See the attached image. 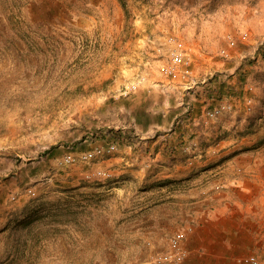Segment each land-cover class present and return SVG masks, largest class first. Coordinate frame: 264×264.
Masks as SVG:
<instances>
[{"label": "rangeland", "instance_id": "obj_1", "mask_svg": "<svg viewBox=\"0 0 264 264\" xmlns=\"http://www.w3.org/2000/svg\"><path fill=\"white\" fill-rule=\"evenodd\" d=\"M175 48L190 73L166 77ZM199 105L181 139L221 142L196 152L216 161L198 184L220 190L223 169L264 157V0H0V264H155L178 231L123 241L118 259L112 221L142 231L140 207L161 198L141 144L170 139L171 155Z\"/></svg>", "mask_w": 264, "mask_h": 264}, {"label": "crops", "instance_id": "obj_2", "mask_svg": "<svg viewBox=\"0 0 264 264\" xmlns=\"http://www.w3.org/2000/svg\"><path fill=\"white\" fill-rule=\"evenodd\" d=\"M195 100L203 102L206 99L202 97ZM199 107H205V105L194 108L188 106L191 111L182 116L181 120L183 119L184 122L181 125L177 123L180 130L176 131H179V134L174 131L177 137L183 133L184 126L189 127L185 123L186 116L188 120L192 119L196 124L199 117L204 115V111L194 112L195 108L199 110ZM198 132L200 137L201 130H195V133ZM170 134L164 132V135H169V138ZM198 136L195 135L190 146H188V140L183 141L181 136L180 141L173 143L174 152L171 155L162 153V151L165 153L172 145L170 139L161 142L162 146L160 145L155 155L153 154L154 143L141 144L149 148L147 152L142 151L140 155L142 162L148 166L159 162L158 173L153 174L148 171L142 176L144 180L159 181L160 186L154 192L158 193L161 199L158 200V204H151L148 201L147 205L140 207L141 210L145 208L143 212L148 213H143L141 226L138 227L142 231L132 230V222L128 219L122 222L112 221L115 235L111 237L110 242H114L117 246L113 247L110 253L115 254L116 258L120 259L129 252V247L119 248L123 241L129 242L128 239H130L134 241L133 243H138L139 236L147 235L146 237L153 239L166 232L172 235L179 230L185 233L183 246L187 251L181 264H238V262L248 264L245 258L250 254L264 256V157L241 156L244 161L240 163H243L244 171L238 173L236 177L225 173L223 169L222 177L225 182L222 183L220 190L213 189L214 185H210L208 181L206 186L199 185L198 181L202 178L207 180L208 177L213 176L215 171L213 165L216 161H212L213 158L210 157H199L197 150L203 149L202 147L210 150L215 144L219 146L221 142L212 144L206 141L204 144ZM185 148H191L193 153L188 154L183 151ZM139 158L136 153H133L130 161L133 162ZM228 163H230L229 160ZM196 165H202V167L195 169ZM184 185L187 186L184 187ZM199 195L205 196L200 199ZM171 196L175 198L174 203L167 200ZM154 212L156 215H153ZM120 228H125L127 233L121 235ZM148 243L152 244L150 241ZM165 251L166 249L161 252ZM145 258L150 264V257H143Z\"/></svg>", "mask_w": 264, "mask_h": 264}, {"label": "built area", "instance_id": "obj_3", "mask_svg": "<svg viewBox=\"0 0 264 264\" xmlns=\"http://www.w3.org/2000/svg\"><path fill=\"white\" fill-rule=\"evenodd\" d=\"M225 52V50H222ZM190 58L185 55L184 52L180 51L179 48H175L170 53V62L164 68V74L166 77H175L179 72L181 67H184V74L190 73ZM136 83L130 86V89L137 88ZM220 112V110L211 111L209 115L214 117ZM117 145L112 143L108 147V151L116 150ZM104 151L103 147H97L94 151H88L83 154L84 159H92L95 155L102 154ZM72 157L69 156L68 159L70 160ZM88 176H92L88 174ZM94 178L100 179H109L112 178L113 174L109 171L99 169L95 173H93ZM185 237V233L183 231L176 232L173 237L169 241V248L165 252H159L152 258V263L155 264H170V263H179L184 260L187 255V251L183 246V240ZM245 261L248 264H264V257L259 256L257 254H250L248 257L245 258Z\"/></svg>", "mask_w": 264, "mask_h": 264}, {"label": "trees", "instance_id": "obj_4", "mask_svg": "<svg viewBox=\"0 0 264 264\" xmlns=\"http://www.w3.org/2000/svg\"><path fill=\"white\" fill-rule=\"evenodd\" d=\"M206 100H207V99H206ZM157 148H158V147H157ZM157 148H156V149H157ZM156 151H157V150H156ZM165 152H166V151H165Z\"/></svg>", "mask_w": 264, "mask_h": 264}]
</instances>
